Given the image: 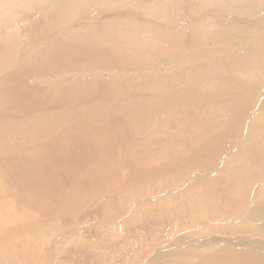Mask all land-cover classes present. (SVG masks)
Instances as JSON below:
<instances>
[{
	"label": "rangeland",
	"instance_id": "374dc122",
	"mask_svg": "<svg viewBox=\"0 0 264 264\" xmlns=\"http://www.w3.org/2000/svg\"><path fill=\"white\" fill-rule=\"evenodd\" d=\"M61 1L0 0V30L18 39L16 59L0 52V264H186L166 255L193 252L196 239L193 174L172 167L193 156L195 106L165 98L132 123L114 104L168 82L169 96L213 103L257 84L238 68L264 54V0H114L57 27ZM196 60L204 79L234 83H195ZM115 79L120 96L69 92Z\"/></svg>",
	"mask_w": 264,
	"mask_h": 264
},
{
	"label": "bare ground",
	"instance_id": "6f19581e",
	"mask_svg": "<svg viewBox=\"0 0 264 264\" xmlns=\"http://www.w3.org/2000/svg\"><path fill=\"white\" fill-rule=\"evenodd\" d=\"M112 1L114 0H72L70 4L67 0H62L60 10L50 18L53 26H65L85 13L88 6H103ZM16 17L17 13L12 19L16 20ZM242 23L245 28L254 29L261 25V21ZM14 27L11 26V29ZM65 29L68 30L67 27L63 30ZM14 30L17 31V27ZM4 32L0 30L3 42L0 43V52L8 60L16 59L17 36L5 38ZM247 32L249 30L246 29L244 33ZM96 48L94 51L98 50ZM58 50L62 54L65 51ZM250 60L239 62L238 70L253 69L254 75L250 74L248 78L257 76V84L244 83L240 89L230 88L219 95L220 102L217 103L211 102L216 100L212 95L204 96L201 95L202 92L194 94L185 91L180 97L169 96V88L176 85L168 82L163 87L156 88L155 97H145L140 102L127 97L124 102L114 104L124 118L132 120V123L138 121L136 112L140 108L150 106L157 110L159 105H164L160 101L165 98L173 105L184 99L195 106L191 113L197 118L193 156L185 163L172 167H177L176 171L185 181L188 179L186 171L193 174L192 192L196 197L193 234L196 239L193 252L167 253L168 261L178 258L186 264H264V54L256 58V61ZM196 61L189 75L200 86L207 82L209 88L217 89L222 84L234 83L232 77L226 78L214 73L204 79L201 69L198 67L196 70L195 66H202L205 61ZM180 76L182 74L179 73L177 77ZM118 82L115 79L110 88L104 83L96 88L85 81L76 85L77 88H70L69 92L70 95L85 98L120 96L124 89ZM203 101L208 105L202 108ZM101 115L100 111L89 112L92 118ZM129 126L133 128L135 124ZM158 258L159 261L162 260V257Z\"/></svg>",
	"mask_w": 264,
	"mask_h": 264
}]
</instances>
